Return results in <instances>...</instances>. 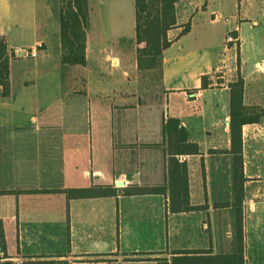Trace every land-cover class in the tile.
Instances as JSON below:
<instances>
[{
	"label": "crops",
	"instance_id": "1",
	"mask_svg": "<svg viewBox=\"0 0 264 264\" xmlns=\"http://www.w3.org/2000/svg\"><path fill=\"white\" fill-rule=\"evenodd\" d=\"M176 11L178 26L189 22L190 30L163 52L159 85L169 115L151 140L142 118L113 117L114 105L125 106L126 56L119 51L110 63L107 52L124 36L107 43L105 69L94 71L89 25L86 64L68 68L63 78L59 1L0 0V36L14 55L10 96L1 97L0 88V220L6 244L0 264H221V256H233L228 84L237 73L243 105L263 112L258 123L241 129V208L244 264H264V0H178ZM228 33L236 42L225 51ZM214 40L215 50L200 49ZM24 51L30 55L22 56ZM133 69L131 85L137 87L143 74L136 52ZM233 72L235 78L227 79ZM78 75L82 90L74 89ZM205 75L221 83L203 90ZM170 118L199 147L197 155L181 157L196 210L169 212L167 194L67 200L61 193L31 192L165 186L162 125ZM221 158L225 164H210Z\"/></svg>",
	"mask_w": 264,
	"mask_h": 264
},
{
	"label": "trees",
	"instance_id": "2",
	"mask_svg": "<svg viewBox=\"0 0 264 264\" xmlns=\"http://www.w3.org/2000/svg\"><path fill=\"white\" fill-rule=\"evenodd\" d=\"M59 1V34L61 45V66L63 78L68 68L85 66L86 35L89 29V8L87 0ZM178 0H134V44L137 70L143 75L157 71L159 80L162 70L163 52L173 42L190 30V23L181 26L177 24L176 4ZM180 28L179 33L169 37V32ZM14 57L9 53L4 37L0 36V88L1 97L10 96L9 62ZM205 75L200 78L201 89L209 88L214 81L221 83L216 76ZM229 88V134L230 153L233 156V175L235 189V242L236 253L233 256H221V264H244V234L243 214L241 208L243 175L241 155V129L245 124L258 123L263 112L256 107L243 105V79L237 73L236 79L228 84ZM164 138L163 151L167 157V184L165 186L138 187L128 186L119 191L105 187H90L81 189H42L32 193H61L67 200L100 197L136 196L145 194H167L168 210L171 213H181L196 210L189 203V188L187 164L181 160L183 156L197 155L199 147L188 140L187 131L179 120L170 118L162 125ZM24 191H15L14 194ZM0 252L6 256V244L3 223L0 220ZM196 260V259H195ZM34 264H68L64 261H41Z\"/></svg>",
	"mask_w": 264,
	"mask_h": 264
},
{
	"label": "rangeland",
	"instance_id": "3",
	"mask_svg": "<svg viewBox=\"0 0 264 264\" xmlns=\"http://www.w3.org/2000/svg\"><path fill=\"white\" fill-rule=\"evenodd\" d=\"M90 8V29H89V49H95L93 58H91V67L94 71L105 69V64L102 63L103 49L107 43L114 41L118 36L120 37L119 45L114 47V51H108L107 54L110 56L111 61L117 56V52L121 51L125 53L126 60V79L124 84L128 87L124 89L126 96L125 106L119 108L114 105V119H125L132 120L133 118H142L145 122L144 130L149 135V139L154 140L153 133L159 128V122L169 115L166 108L167 94L164 92L159 85V76L157 71L147 73L143 75L140 81V85L137 87L131 85L135 82L136 75L133 69L134 57H135V44H134V4L132 0H88ZM230 2L227 3V10L232 7ZM180 17L187 16V13L180 12ZM174 36V35H173ZM170 33V38L173 37ZM215 41V40H214ZM217 42L211 44H203L200 46L201 50L209 48L215 50ZM184 46L188 45L186 41ZM120 51V52H119ZM215 52V51H214ZM220 75V74H217ZM232 77L227 79L235 78V72ZM78 79L74 89L82 90L83 76L78 75ZM175 98V97H172ZM176 100V99H175ZM221 160V161H220ZM216 162L214 159L211 160L210 164H217L221 162L225 164V159L221 158Z\"/></svg>",
	"mask_w": 264,
	"mask_h": 264
},
{
	"label": "built area",
	"instance_id": "4",
	"mask_svg": "<svg viewBox=\"0 0 264 264\" xmlns=\"http://www.w3.org/2000/svg\"><path fill=\"white\" fill-rule=\"evenodd\" d=\"M253 25H257L256 22H253ZM236 42V38L232 35V33H228L225 37V41H224V49L225 51L230 49V45L235 44ZM22 56H28L30 54H28L26 51L21 52Z\"/></svg>",
	"mask_w": 264,
	"mask_h": 264
}]
</instances>
